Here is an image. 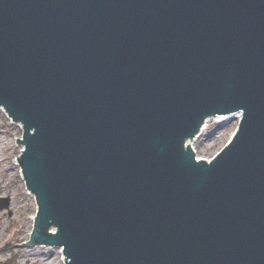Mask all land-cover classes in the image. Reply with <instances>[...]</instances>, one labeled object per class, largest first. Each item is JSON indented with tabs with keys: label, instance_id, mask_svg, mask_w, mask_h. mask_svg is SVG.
Listing matches in <instances>:
<instances>
[{
	"label": "water",
	"instance_id": "95a60500",
	"mask_svg": "<svg viewBox=\"0 0 264 264\" xmlns=\"http://www.w3.org/2000/svg\"><path fill=\"white\" fill-rule=\"evenodd\" d=\"M0 108L38 204L17 246L264 264V0H0ZM239 115L198 159L207 122Z\"/></svg>",
	"mask_w": 264,
	"mask_h": 264
},
{
	"label": "rangeland",
	"instance_id": "374dc122",
	"mask_svg": "<svg viewBox=\"0 0 264 264\" xmlns=\"http://www.w3.org/2000/svg\"><path fill=\"white\" fill-rule=\"evenodd\" d=\"M239 124V117L208 121L200 136L191 142L197 157L212 159L228 144ZM22 136V127L0 109V198H10V211L0 210V264H65L60 248L17 246L31 238L38 211L18 164L23 148L17 140Z\"/></svg>",
	"mask_w": 264,
	"mask_h": 264
},
{
	"label": "bare ground",
	"instance_id": "6f19581e",
	"mask_svg": "<svg viewBox=\"0 0 264 264\" xmlns=\"http://www.w3.org/2000/svg\"><path fill=\"white\" fill-rule=\"evenodd\" d=\"M65 261V260H64Z\"/></svg>",
	"mask_w": 264,
	"mask_h": 264
}]
</instances>
